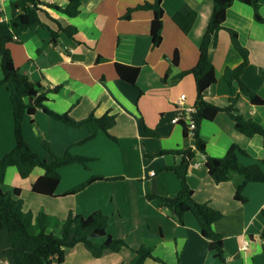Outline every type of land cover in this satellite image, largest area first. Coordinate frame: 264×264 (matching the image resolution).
I'll return each instance as SVG.
<instances>
[{
    "label": "crops",
    "instance_id": "1",
    "mask_svg": "<svg viewBox=\"0 0 264 264\" xmlns=\"http://www.w3.org/2000/svg\"><path fill=\"white\" fill-rule=\"evenodd\" d=\"M14 1L17 0L3 3L2 21L11 20ZM40 1L63 8L68 5V0ZM154 1L81 0L80 13L73 18L47 9L48 14L41 13L45 24L58 31L53 21L56 19L63 27H75L76 36L70 38L61 33L54 40L48 29L39 27L23 33L17 42L10 44L15 66L22 74L45 89L59 88L48 95V108L59 114L70 113L76 120L86 119L92 113L97 118L110 114L116 117V125L108 134L101 132L94 140L78 145L88 138L87 128L66 125L42 110L33 117L26 116L24 137L41 157L48 156L43 147L47 142L56 155L63 156L70 150L76 156L92 160L87 167L75 164L60 170L62 178L55 192L59 197L32 192L31 185L45 174L42 168H36L25 180L20 178L16 168H9L5 193H13L18 188L24 211L35 217L41 212L51 214L48 232L54 223L60 234L61 225L71 212L88 217L102 211L109 217L108 235L123 239L129 246L118 253L107 251L103 257L95 259L78 245L66 252L63 264H67L69 255L75 264H130L133 250L142 246L152 248L154 257L162 261L147 260L145 264H264V183L248 184L244 190L248 200L241 203L235 195L242 176L235 174L231 181L216 184L208 174L204 154L198 153L190 164L188 182L195 199L223 214L213 229L224 239L226 262L210 250V240L203 236L193 214L187 213L181 225L162 207L161 201L148 199L149 196L175 197L181 190V181L168 169L179 165L182 157L162 155V152L196 149L195 138L186 133L185 126L173 122L183 113L178 103L182 95L186 96L185 105L195 108V78L187 75L177 83H169L164 77L169 70H172L171 79L197 65L200 45L213 13V0H163V41L159 47H154L153 12L136 10L126 18L130 9ZM258 1L260 15L264 17V0ZM191 12L197 13V20L186 35L173 17L177 13ZM224 26L236 31L241 45L248 50L249 62L243 80L264 99V24L255 19L251 6L235 2L227 10ZM176 51L179 65L173 68ZM209 56L215 66L216 82L207 90V100L218 107H228L232 92L224 73L237 68L243 59L227 31L219 32ZM116 63L140 68L135 85L118 76ZM2 80L0 59V82ZM234 86L238 87L236 83ZM236 108L246 119L264 128V106L253 105L249 97L240 93ZM146 130L154 131L157 136H146ZM199 135L211 157H224L237 145L249 155L240 156L245 165L264 158L263 138H249L239 133L225 113L218 114L212 121H204ZM15 147L11 93L7 85H0V159ZM93 177L103 180L76 195L61 197ZM110 178L116 180H108ZM41 199L54 202L68 199L71 203L60 204L62 210L55 211L58 206H53L52 210ZM8 247L7 234L3 232L0 259L7 258Z\"/></svg>",
    "mask_w": 264,
    "mask_h": 264
},
{
    "label": "trees",
    "instance_id": "2",
    "mask_svg": "<svg viewBox=\"0 0 264 264\" xmlns=\"http://www.w3.org/2000/svg\"><path fill=\"white\" fill-rule=\"evenodd\" d=\"M241 2L251 6L255 12V19L264 24V17L260 15V4L258 0H213V13L208 24L205 35L200 45V56L197 65L185 72L179 73L170 79L172 70L165 75L164 81L177 83L187 75H192L196 83L195 113L192 119L197 124L195 132V150H172L162 152V155L172 154L182 157V162L169 168L181 181V190L175 197L149 196L150 200H159L165 208L181 225L184 224L185 215L191 213L197 219L204 237L210 240V250L222 261L226 262V250L224 239L217 234L213 225L222 219L223 214L207 203H199L194 196V190L188 182V172L191 162L198 153L205 155V164L210 178L216 184L226 183L232 180L233 175L242 176L243 181L236 187L235 199L246 203L244 190L250 183H264V158L257 160L250 165L240 161V156L249 157L248 153L237 145H233L226 155L215 158L207 155L206 147L199 135V128L204 121L214 120L218 114L225 113L235 124V129L253 138L261 136L264 142V128L253 120L246 119L236 108L240 93L249 97L253 105L264 106V99L252 91L243 80V73L249 62V52L244 48L236 31L227 29L224 26L227 17V10L235 3ZM163 0L147 2L137 8L130 9L126 18L136 10H149L154 14L151 23V38L154 47H159L163 41L164 10ZM12 18L9 21L0 22V59L3 80L0 85H7L11 93L15 121L16 147L10 153L0 159V240L1 234H7L9 247L7 259L12 264H63L67 250L82 245L95 259L103 257L105 252L118 253L129 248L123 239H116L108 235L109 217L102 211H96L84 217L75 215L72 212L61 225L59 235L48 232L50 216L39 213L36 217L31 212L24 211V201L20 196V189L13 193H5L2 190L7 170L16 168L21 179H28L36 168H42L45 174L31 185V190L37 195L46 197H59L55 195L56 189L61 182L60 170L75 164L87 167L91 158L76 156L70 150L63 156L56 155L51 145L43 143L47 152V158L41 157L28 144L23 133V121L26 116L33 117L38 110H42L49 117L61 121L66 125L76 128H87L89 136L78 145L94 140L101 132L109 133V130L116 125V117L106 114L97 118L94 113L86 119L76 120L70 113L59 114L47 107L48 95L56 93L59 88L45 89L34 84L26 75L22 74L15 66L10 44L17 42L20 35L25 32L36 30L39 27L48 29L55 40L61 33L74 38L77 29L73 26L63 27L61 23L53 19L59 30L55 31L45 24L41 19V13L47 9H54L66 16L73 18L79 15L81 0H68V5L63 8L56 5L45 4L40 0H17L12 2ZM197 20V13H177L173 17L174 23L184 34H189ZM220 31H227L230 35L233 47L241 55L243 61L235 69H227L224 73L225 79L231 87L232 97L230 105L222 108L207 100V90L216 82L215 66L212 63L209 50L216 42ZM16 37V38H15ZM179 65V54L176 51L172 58L173 68ZM118 76L129 84L135 85L140 74V68L115 64ZM234 83L238 87L234 86ZM188 128L183 121L179 122ZM146 136L156 137L154 131L146 130ZM51 159V160H50ZM103 180L101 177H93L80 186L72 189L64 196L76 195L85 190L89 185ZM108 180H116L110 178ZM264 239V231L262 233ZM134 257L130 264H145L147 260L157 263L162 261L153 255V249L142 246L133 250Z\"/></svg>",
    "mask_w": 264,
    "mask_h": 264
},
{
    "label": "built area",
    "instance_id": "3",
    "mask_svg": "<svg viewBox=\"0 0 264 264\" xmlns=\"http://www.w3.org/2000/svg\"><path fill=\"white\" fill-rule=\"evenodd\" d=\"M6 0H0V22L1 20V13H2V5ZM16 38V37H15ZM186 96L182 95L179 99V105L182 107L183 113L173 119L174 123H179L183 121L188 128V134L191 136H195V132L197 130V124L192 119V114L195 113V108H190L185 105ZM205 159V156H204ZM154 175V173H152ZM247 246V243L245 244ZM0 264H12L9 259H0Z\"/></svg>",
    "mask_w": 264,
    "mask_h": 264
},
{
    "label": "rangeland",
    "instance_id": "4",
    "mask_svg": "<svg viewBox=\"0 0 264 264\" xmlns=\"http://www.w3.org/2000/svg\"><path fill=\"white\" fill-rule=\"evenodd\" d=\"M25 182V181H23ZM7 185H9V182L8 181H4V185L1 187L2 190L4 192L7 191ZM43 202H47L46 204H48V206H50V209L53 210V206H58L57 208H55V211H61L62 209L59 207V205H67V204H70L71 201H69L68 199L67 200H63V201H58V202H54V201H50L48 199H41ZM58 204V205H57ZM52 206V207H51ZM35 207V206H33ZM51 215V214H49ZM53 223V222H52ZM51 232L54 233L55 235H59L58 233V229L56 228L55 224L53 223L51 228H50ZM80 248H82L86 253L88 252L83 246H80ZM68 252H70L69 250H67ZM70 254V253H69ZM88 254V253H87ZM67 264H75L74 260L72 257H70V255L68 256V259H67ZM55 264H58V263H55ZM82 264H88V263H82Z\"/></svg>",
    "mask_w": 264,
    "mask_h": 264
}]
</instances>
